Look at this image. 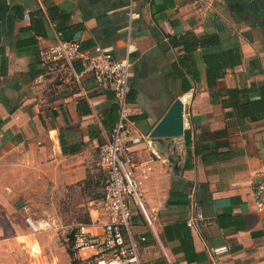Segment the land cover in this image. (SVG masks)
<instances>
[{
  "label": "crops",
  "instance_id": "crops-1",
  "mask_svg": "<svg viewBox=\"0 0 264 264\" xmlns=\"http://www.w3.org/2000/svg\"><path fill=\"white\" fill-rule=\"evenodd\" d=\"M58 25L86 50L133 61L129 118L139 140L129 150L152 221L131 202L135 236L146 237L142 264H264V208L252 192L264 180V0H0V264H74L66 232L100 230L99 146L118 104L79 59L96 107L73 97L69 69L40 80L39 53ZM178 97L185 134L157 146L149 134ZM28 217L48 227L34 231Z\"/></svg>",
  "mask_w": 264,
  "mask_h": 264
},
{
  "label": "built area",
  "instance_id": "built-area-1",
  "mask_svg": "<svg viewBox=\"0 0 264 264\" xmlns=\"http://www.w3.org/2000/svg\"><path fill=\"white\" fill-rule=\"evenodd\" d=\"M130 16L135 15L129 12ZM40 60L45 71L40 80L53 78L62 68L69 69L76 82L77 89L73 93L76 100L86 99L93 107L98 105L88 90L82 85L81 74L75 71L74 61L79 59L83 66V73H90L98 89L110 90L118 104V118L108 138L99 146V164L104 171L105 179L102 198L98 202L101 212L97 225L100 230L92 232L85 224H80L73 232L72 250L75 257L81 261L92 260L95 264H142L140 257V241L146 240L144 235L139 238L134 233V213L131 202H134L144 213L148 224L152 221L147 214L142 199V181L136 176L137 164L129 150L131 141L139 138L131 137V122L128 96L130 93V78L132 76L133 61L129 55L116 57L113 52L102 46H95L86 50L75 39H65L63 34L56 32L55 41L40 50ZM68 80V84L72 83ZM51 96L59 92L54 86ZM151 166L142 167V174L146 175ZM253 198L259 209L264 208V180L252 186ZM201 213L189 220L190 226ZM28 223L34 231L40 230L31 218ZM227 249L223 246L215 251L220 253Z\"/></svg>",
  "mask_w": 264,
  "mask_h": 264
},
{
  "label": "water",
  "instance_id": "water-1",
  "mask_svg": "<svg viewBox=\"0 0 264 264\" xmlns=\"http://www.w3.org/2000/svg\"><path fill=\"white\" fill-rule=\"evenodd\" d=\"M185 134V103L181 97L175 99L167 112L155 125L149 138L160 146L165 140L181 137Z\"/></svg>",
  "mask_w": 264,
  "mask_h": 264
},
{
  "label": "clouds",
  "instance_id": "clouds-1",
  "mask_svg": "<svg viewBox=\"0 0 264 264\" xmlns=\"http://www.w3.org/2000/svg\"><path fill=\"white\" fill-rule=\"evenodd\" d=\"M39 227L40 228H47L48 225L46 223H44V222H41L39 224ZM18 239L20 241H29L31 238L29 236L25 235V234H20L18 236ZM31 251H32L33 255H36V254H38L40 252V248H39L38 244L34 240H32V242H31Z\"/></svg>",
  "mask_w": 264,
  "mask_h": 264
},
{
  "label": "rangeland",
  "instance_id": "rangeland-1",
  "mask_svg": "<svg viewBox=\"0 0 264 264\" xmlns=\"http://www.w3.org/2000/svg\"><path fill=\"white\" fill-rule=\"evenodd\" d=\"M65 201V203H66V205L67 204H70L71 203V199L70 198H67V199H65L64 200ZM65 206V205H64ZM68 207V206H67ZM79 210H80V214L82 215V218L84 217L85 218V212H86V210H87V207L86 206H81V207H79ZM74 228H78V226L76 225ZM75 229V230H76ZM74 229L72 230V229H70V230H68L67 232H66V234L68 235V241H66L67 243H68V246L70 245L71 246V244H72V238H70L69 236H70V234L72 233V232H74L75 231ZM61 241L62 242H64L65 243V241H64V236H63V239H61Z\"/></svg>",
  "mask_w": 264,
  "mask_h": 264
},
{
  "label": "trees",
  "instance_id": "trees-1",
  "mask_svg": "<svg viewBox=\"0 0 264 264\" xmlns=\"http://www.w3.org/2000/svg\"><path fill=\"white\" fill-rule=\"evenodd\" d=\"M58 31L61 32L63 34V37L65 39H72L71 37H67L66 34H65V29L63 27H61L60 25H58ZM72 237H73V233H72ZM68 251L70 253V255L72 256V258L74 259V264H77V260H76V257H75V254H74V251L72 250V244H71V247L68 248Z\"/></svg>",
  "mask_w": 264,
  "mask_h": 264
}]
</instances>
